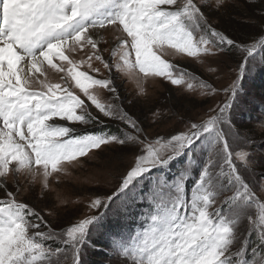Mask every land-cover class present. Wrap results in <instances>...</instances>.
<instances>
[{
  "label": "snow or ice",
  "instance_id": "1",
  "mask_svg": "<svg viewBox=\"0 0 264 264\" xmlns=\"http://www.w3.org/2000/svg\"><path fill=\"white\" fill-rule=\"evenodd\" d=\"M222 3L216 0L217 6ZM109 27L119 33L110 52L111 62L99 46L107 43L100 30ZM235 44L212 28L197 0H0V189L4 192L0 197V264H67L69 253L72 264H83L90 233L103 226L110 206L120 200L127 217L137 196L149 204L139 229L127 236H111V250L127 264H264V200L236 163L247 170L251 153L243 148L234 152L230 128L226 132L222 127L231 126L238 82L250 60L264 48V37L237 45L246 53L240 74L224 90L231 93L228 101L211 110L215 114L191 123L186 132L154 140L141 137L142 130L127 112L101 102L90 91L101 87L114 93L112 80L81 71L86 61L73 59V54L88 48L89 68L93 59L109 71L115 67L135 80L141 92V74L145 79L162 77L173 85L205 89L211 86L195 84V77L177 71L176 65L163 58L166 50L197 57ZM49 71L63 74L60 82L51 81ZM73 86L105 117L124 124L122 134H80L60 124L96 120ZM231 138L233 142L241 139L238 133ZM112 143L131 144L137 151L117 190L90 202L91 209L105 212L56 230L32 206L17 199L18 183L16 192L8 190L9 175H25L32 182L40 179L47 189L49 178L64 173L66 164ZM198 148L206 154L205 160L188 189L186 181L198 164ZM181 157H186L183 170L171 179L160 171ZM145 182L151 185L147 193ZM225 191L233 194L213 207ZM245 219L247 229L241 230ZM42 225L48 230H42ZM249 236L256 238L250 247Z\"/></svg>",
  "mask_w": 264,
  "mask_h": 264
},
{
  "label": "rangeland",
  "instance_id": "2",
  "mask_svg": "<svg viewBox=\"0 0 264 264\" xmlns=\"http://www.w3.org/2000/svg\"><path fill=\"white\" fill-rule=\"evenodd\" d=\"M202 7V11L207 17L208 23L215 30L223 33L228 38L232 39L228 33L222 28H219L217 20L213 19L214 14L226 16L227 11L234 10L241 14L254 16L264 9V0H223L222 5L217 6L216 0H197ZM247 7V8H246ZM252 16V17H253ZM225 18V17H224ZM249 25L246 28V34H251L254 39L259 33V26L250 25L249 21L238 20V23L230 26L238 25L245 32L244 28L239 25ZM264 31V27L262 29ZM104 41L99 46L104 49L103 56L111 62L110 52L115 44V37L119 33L115 32L111 27L101 30ZM261 37H264V32L251 43L257 42ZM233 40V39H232ZM250 43V44H251ZM234 48L224 46L222 52L215 51L213 55L201 54L197 57H189L184 53H178L174 49H167L164 57L170 63L177 66V71H186L192 77L195 84L206 83L211 88L201 89L199 86L194 89H188L186 83L181 85H173L170 81L162 77H148L143 80V91H140L135 80L130 79L127 75L112 68L111 71L105 69L99 61L92 60L90 63L92 68L88 67L87 57L90 50L85 48L82 52L78 51L73 54V59L85 60L86 63L81 66V71H87L89 75L96 79H111L112 86L116 92H110L106 88L95 87L90 89L94 92L101 102L115 104L119 109L127 112L133 119L136 120L137 126L141 129V137H147L149 140H154L157 137L168 138L172 135L186 132L191 123H201L210 115L215 114L212 109H217L219 105L228 101L231 93L224 90L230 88L234 81H237L239 76V65L246 55L241 51L236 43ZM264 48H261L256 54L255 59L250 60L247 65L243 78L238 82L239 91L235 97L231 108V126L224 125L226 132H229V142L232 150L235 152L243 148L251 153L249 166L247 170L237 161L240 167L241 174L250 183V186L256 192L257 196L264 200V115L259 113L257 105L260 102L264 103V94L253 86V81L256 79V70L263 64L261 57ZM92 69H99L98 72ZM49 79L53 82H60L61 73L49 71ZM212 89H215L213 91ZM74 93L79 95L85 101L87 110L96 120L87 124H81L77 121H59L60 124L76 129L77 133L95 132L100 126H115L118 131L114 134H122L125 125L119 120L105 117L100 113L84 96V94L73 86ZM264 107V106H263ZM79 112V110H77ZM247 115H252L250 119ZM57 121L59 118H55ZM248 119V120H247ZM128 131H132L128 129ZM238 133L241 139L233 142L232 136ZM137 148L131 144H107L102 145L99 149L91 150L87 155L78 158V162L66 164V171L60 174H54L49 178V186L47 189L42 187L40 179L32 182L29 177L20 175L13 177L9 175L7 178L8 190L16 192V185L19 184L20 191L17 193V199L29 204L37 210L44 220L56 230H62L78 222L89 215L105 212L103 208L96 210L89 207L93 199H105L112 195L120 184V178L124 172L130 167L134 160ZM198 164L191 170V175L194 180L198 177L200 165L205 160V153L199 148L197 149ZM185 158L186 157H181ZM235 159V157H234ZM178 160V159H177ZM218 172L219 169H214ZM155 175V171L153 173ZM151 185L144 183L143 190L148 192ZM231 191H225L220 194L213 207L221 205L222 201L232 195ZM4 192L0 189V197H3ZM137 203H148L145 200L140 202V197L137 196ZM137 203L131 209V213L137 210ZM122 202L116 200L107 210L104 219H110L113 216L119 219L123 216L121 208ZM211 210V209H210ZM253 212L256 209H252ZM114 217V218H115ZM103 219V220H104ZM133 220L132 218H129ZM130 220H126L123 224H117L110 221L112 227L119 230H137L139 228L140 219L130 224ZM103 225V221L101 222ZM247 220L242 221L241 230L247 229ZM42 230L47 231L42 225ZM107 230L108 237L110 231L108 226H102L99 229H92L89 237V244L83 249L82 261L83 264H94L92 261L93 248L91 242L96 239L98 234ZM253 236H249V240ZM254 237V241H255ZM250 241V245L251 246ZM51 243V242H50ZM58 244H53V247H58ZM113 256L112 260H108L111 264H127V262L116 256L112 250H108ZM105 262L104 259H101ZM67 264H72L71 253Z\"/></svg>",
  "mask_w": 264,
  "mask_h": 264
},
{
  "label": "trees",
  "instance_id": "3",
  "mask_svg": "<svg viewBox=\"0 0 264 264\" xmlns=\"http://www.w3.org/2000/svg\"><path fill=\"white\" fill-rule=\"evenodd\" d=\"M247 8V7H246ZM253 16V15H252ZM248 16L247 14H241L237 11L234 10H230L227 11L226 16L222 17L219 14H214V16H212L213 19L217 20V24L219 26V28H222V30H224L226 33H228V35L238 44L241 45H248L251 42L255 41L257 38L260 37V35L264 32L262 29L264 27V9L260 10L259 13H257L256 15L254 14V16ZM245 20V21H249L250 25H257L259 26V33L254 36V39H251L252 35L251 34H246V28L245 27H249V25H243L241 24V22H239L244 30L242 31L241 28H238V25H235L237 28H235L234 26H230L232 23H238V20ZM236 45L231 46V48H234ZM262 56L264 57V50L262 53ZM263 64H261V66L258 67V69L256 70V79L253 81V86L257 89V91H260L264 94V61L262 62ZM264 96V95H263ZM264 103L260 102L259 105H257L258 111L259 113L264 115ZM252 117V115H247V118L250 119ZM247 119V120H248ZM101 128H97L96 131L97 133H101V132H111V133H116L118 131V129L115 126H100ZM264 134V133H263ZM264 137V136H263ZM262 145H264V140H262ZM185 158H179L178 160H175L170 167L167 170H160V171H166V174L168 176L169 179H171L173 176H175L177 174V170H183V168L181 167V165L183 164ZM193 181L194 178L191 177L186 181L187 184V188L191 189L192 185H193ZM149 211V204L148 203H144V204H138L137 203V210L133 211L131 213V215L125 217V215L123 214V216H121L119 219L116 220V218L120 215L117 214V217L113 216L112 218L108 219H104L103 220V225L104 226H108V229L110 231V236L108 237L107 235V230L100 232L98 234V236L96 237V239H94L91 244H92V248H93V256H92V261L94 264H111L110 262H108V260H112L113 256L110 254V252L108 250H111V236L113 233H122L124 236H127L131 230H119L116 227H112L110 225V221H114L117 224H123L126 220H130L129 218H132L133 220H130V224L133 223L134 221H137L138 219H140V223L139 226L141 225L144 217L143 214L147 213ZM115 217V218H114ZM105 218V217H104ZM139 229V228H138ZM137 229V230H138ZM254 237H252V239L250 241H254ZM101 259H104L105 262H102Z\"/></svg>",
  "mask_w": 264,
  "mask_h": 264
},
{
  "label": "bare ground",
  "instance_id": "4",
  "mask_svg": "<svg viewBox=\"0 0 264 264\" xmlns=\"http://www.w3.org/2000/svg\"><path fill=\"white\" fill-rule=\"evenodd\" d=\"M100 33H101V35L103 36V34H102V31L100 30Z\"/></svg>",
  "mask_w": 264,
  "mask_h": 264
}]
</instances>
